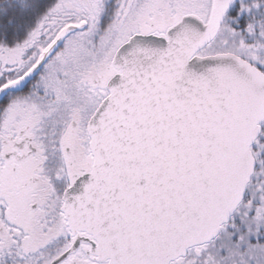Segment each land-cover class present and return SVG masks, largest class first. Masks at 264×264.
I'll use <instances>...</instances> for the list:
<instances>
[{
    "label": "snow or ice",
    "instance_id": "1",
    "mask_svg": "<svg viewBox=\"0 0 264 264\" xmlns=\"http://www.w3.org/2000/svg\"><path fill=\"white\" fill-rule=\"evenodd\" d=\"M0 264H264V0H0Z\"/></svg>",
    "mask_w": 264,
    "mask_h": 264
}]
</instances>
